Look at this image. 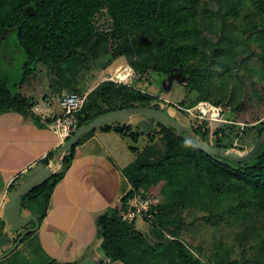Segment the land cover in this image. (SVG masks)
Returning a JSON list of instances; mask_svg holds the SVG:
<instances>
[{"label":"trees","instance_id":"16d2710c","mask_svg":"<svg viewBox=\"0 0 264 264\" xmlns=\"http://www.w3.org/2000/svg\"><path fill=\"white\" fill-rule=\"evenodd\" d=\"M200 1L0 0V37L7 29H15L17 43L26 56L21 79L15 84L21 88L38 74L37 69L44 62L51 63V68L64 63L61 65L62 71L73 67L75 70L71 73L74 74L76 66L81 64L80 48L89 43L95 33L94 21L106 9L113 19V30L109 32L111 41H116L111 42L106 51L113 50V56L129 55L132 58L136 55L138 58L132 59L134 67L131 66L134 71L136 69L143 74L154 72L169 75L174 68L180 67L182 74L187 75L188 81L194 84L195 80L204 77L208 72L207 67H190L186 64L185 52L194 46L198 28L197 7ZM228 2L226 12L233 14L238 13L239 7L250 5L260 17V32L264 36V0ZM27 5H32L34 11L23 17ZM134 29H138L141 35L149 33L151 40L145 43L146 47H141L137 39L131 43L127 33ZM45 57L51 60L46 61ZM54 62L56 64H52ZM262 62L264 65V55ZM57 68V75L64 77L61 68ZM65 81L67 86L72 84L67 79ZM199 90L200 100L210 98L204 86H200ZM214 103L219 105L218 100H214ZM165 104L157 95L138 88L133 82L129 85L106 80L87 94L83 108L77 113L78 127L100 115L123 108L149 107L168 112ZM32 107L31 97L20 91L13 92L4 79H0V114L17 111L27 117L32 115ZM154 121L155 125L147 135L151 136L157 127L161 128L166 144L165 154L155 158L157 152L150 145L142 150L131 146L136 153V159L124 169V173L132 188L121 198L119 207H127L136 196L153 198L150 194L154 188H165L169 201L156 206L153 204L151 216L141 217L152 223L158 240L149 242L136 227L138 218L131 222L124 221L118 216L119 207H115L97 219L99 235L102 238L101 247L111 261L119 260L125 264H203L177 231H172L171 236L166 238L163 228L170 224L172 211L176 207H195L214 212L217 207L223 208L222 204L226 199L233 203L222 210L225 213L239 214V211L256 208L264 214V143L251 159L236 162L225 155L209 156L193 147L188 138L180 135L175 128ZM133 127L128 121H114L104 123L99 128L106 131L116 130L134 140L140 134H145L138 128V124L135 126L137 130L134 131ZM189 127L195 135L209 143V126L204 128L202 124L193 122ZM255 130L256 136L251 147L264 134V121ZM92 133L93 131L83 135L70 151L66 152L63 168L58 173L24 197L22 208L29 209L33 214H36L32 209L34 202L39 203L41 208L36 217L40 224L47 214L55 186L64 177L75 157L76 147ZM214 134L217 141L215 146L230 150L234 148L233 140L223 127L217 128ZM59 148L48 153L39 162L48 166L50 160L56 158ZM257 238L260 239V248L264 251V230L257 234ZM263 262L261 257L251 261L230 260L225 256L212 264Z\"/></svg>","mask_w":264,"mask_h":264},{"label":"rangeland","instance_id":"374dc122","mask_svg":"<svg viewBox=\"0 0 264 264\" xmlns=\"http://www.w3.org/2000/svg\"><path fill=\"white\" fill-rule=\"evenodd\" d=\"M226 3L229 5L228 0H201L197 7L199 23L195 32L194 46L189 47L185 55H187V66L197 65L208 68L204 77L195 80L193 84L188 81L187 75L182 74L180 67H176L169 75L154 72L143 74L135 69L132 80L138 88L159 98L163 96L168 99L163 101L168 104V106L165 104L168 113L188 126L195 122L191 113L187 111L188 108L196 106L200 101L214 103V100H218L219 105L225 110L227 121L219 123L214 128L206 120L201 122L204 128L210 127L208 141L215 146L217 141L214 131L223 127L229 138L233 140L232 150L242 153L250 149L256 136L255 128L264 121L262 62L264 36L260 32V17L250 5L239 7L238 13L233 14L226 12ZM33 11L32 5L25 6L23 17L32 14ZM226 13L227 17H225ZM94 24L95 33L89 43L80 48L81 64L76 66L74 74L71 73L75 70L73 67L67 69L69 73L64 69L62 71L61 65L64 63L61 62L57 67L64 72V77L57 75L58 68H51L49 62H44L37 69L40 75L37 74L34 79L40 84L41 90L46 85L48 88L49 84L54 82L57 85L54 92L57 97L70 92L88 94L101 82L111 81L119 66L124 64L133 66L132 59L136 60L138 58L136 55L132 58L129 55L113 56V50L110 51L111 53L105 50L110 47L111 42H116L111 41L109 32L113 30V19L106 9L96 17ZM127 36L131 43L135 39L139 40L141 47H146L145 43L151 40L149 33L141 35L138 29L128 32ZM25 59L26 56L17 43L15 29H7L0 37V79H4L13 92H21V88L15 84L21 79ZM44 60L51 59L45 57ZM65 79L72 84L67 86ZM200 86L208 90L209 99H199ZM173 103L178 104L182 109ZM141 118L140 114H135L133 126H136ZM136 145L140 149L149 145L153 147L157 152L155 158L165 154L166 150L160 127H157L151 136L145 133ZM150 196L153 197L155 206L169 201L168 191L161 186L154 188ZM230 203L233 202L226 199L222 204L223 208L217 207L214 212L195 207L174 208L170 224L163 228L165 237L169 238L172 231H177L203 264H212L225 256L230 260L251 261L261 257L264 261V251L260 248L261 241L257 238V234L264 230V214L256 208L239 211V214L223 212L222 210ZM40 208L39 203L34 202L32 209L36 214ZM31 224L35 226V221ZM136 226L149 242L158 240L150 221L139 217ZM12 245L13 243H9L0 247V264H74L47 258L41 251L38 237L34 232L25 235L20 244L7 254ZM112 264L125 263L115 260Z\"/></svg>","mask_w":264,"mask_h":264},{"label":"crops","instance_id":"0c3cea01","mask_svg":"<svg viewBox=\"0 0 264 264\" xmlns=\"http://www.w3.org/2000/svg\"><path fill=\"white\" fill-rule=\"evenodd\" d=\"M34 78L21 87V92L32 98V115L25 117L17 111L0 114V221L17 182L64 143L48 121L61 113V97L54 93L57 85L52 82L41 90ZM160 99L168 101L163 96ZM143 135L134 140L116 130L98 127L76 147L74 159L54 188L47 214L34 231L47 258L74 264L113 263L101 247L97 219L119 207L121 198L132 188L124 169L135 161L131 146L138 147L136 142ZM49 165L57 168L56 158ZM23 212L32 213L27 208Z\"/></svg>","mask_w":264,"mask_h":264},{"label":"water","instance_id":"95a60500","mask_svg":"<svg viewBox=\"0 0 264 264\" xmlns=\"http://www.w3.org/2000/svg\"><path fill=\"white\" fill-rule=\"evenodd\" d=\"M135 114L141 115L142 118L138 121V125L147 134L154 127V120H157L166 127L175 128L180 135L186 136L196 149L203 151L209 156L225 155L231 161L241 162L251 159L257 153L261 144L264 143V134H262L247 152L240 153L225 147L213 146L195 135L188 125L179 121L168 112L157 108L129 107L100 115L91 122L80 125L70 138L61 145L56 155L57 168L51 165L46 166L44 163L39 162L27 172V177L19 180L17 186L10 191L9 199L4 206L3 217L0 221V247L13 243L7 254L20 244L25 235L36 231L40 227L35 214H24L22 208L24 197L63 168L66 152L70 151L83 135L94 131L107 122L132 121ZM32 221H35L34 227L25 229L17 239L13 237L16 231L29 225Z\"/></svg>","mask_w":264,"mask_h":264},{"label":"built area","instance_id":"2783aa9c","mask_svg":"<svg viewBox=\"0 0 264 264\" xmlns=\"http://www.w3.org/2000/svg\"><path fill=\"white\" fill-rule=\"evenodd\" d=\"M133 74V67L130 64H124L117 68L111 80L130 85L133 82ZM86 99L87 93L70 92L61 96L59 100L61 113L50 122V127L54 133L60 136L63 142L78 128L77 113L83 108ZM174 105L179 107L178 104ZM187 111L191 113L197 124H201L202 121L206 120L214 128L219 123L227 121L224 108L210 101H200L196 106L188 108ZM153 204L154 200L151 197L137 198L135 202L127 207H119L118 216L128 222L144 215L151 216Z\"/></svg>","mask_w":264,"mask_h":264},{"label":"flooded vegetation","instance_id":"af4514ba","mask_svg":"<svg viewBox=\"0 0 264 264\" xmlns=\"http://www.w3.org/2000/svg\"><path fill=\"white\" fill-rule=\"evenodd\" d=\"M30 227H34L31 223L29 224V225H27V226H25V227H23V228H20L18 231H16V239L18 238V236L25 230V229H27V228H30Z\"/></svg>","mask_w":264,"mask_h":264}]
</instances>
